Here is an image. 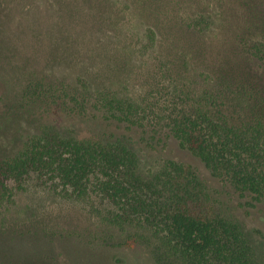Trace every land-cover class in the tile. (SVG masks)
Masks as SVG:
<instances>
[{
  "label": "rangeland",
  "instance_id": "rangeland-1",
  "mask_svg": "<svg viewBox=\"0 0 264 264\" xmlns=\"http://www.w3.org/2000/svg\"><path fill=\"white\" fill-rule=\"evenodd\" d=\"M263 44L264 0H0V156L17 151L42 121L87 128L46 113L40 103L21 105L20 89L43 77L49 87L87 80L93 92L142 99L156 88L161 63L168 62L169 85L175 81L205 94L226 91L225 80L232 83L224 108L245 118L234 107L240 102L234 92L244 85L250 107L264 108V53H250ZM168 141L167 148L143 151L144 168L169 156L200 168L216 202L242 222L258 263H264V204H252L176 139ZM52 184L33 174L16 202L0 204V264H123L129 231ZM95 236L101 244L92 243ZM141 255L159 264L147 249Z\"/></svg>",
  "mask_w": 264,
  "mask_h": 264
},
{
  "label": "trees",
  "instance_id": "trees-1",
  "mask_svg": "<svg viewBox=\"0 0 264 264\" xmlns=\"http://www.w3.org/2000/svg\"><path fill=\"white\" fill-rule=\"evenodd\" d=\"M250 53L263 55L264 44ZM159 69L156 88L142 99L93 92L87 80L49 87L43 77L21 88L22 106L40 103L46 113L88 126L64 129L42 121L17 151L0 156V204L16 202L37 174L129 231L122 251L132 255L123 264H149L141 258L146 249L159 264H259L242 222L216 202L200 168L170 156L144 168L143 151L167 148L174 138L214 177L252 204H264V108L250 107L252 96L240 84L234 92L241 102L234 107L245 115L240 118L224 108L232 83L222 84L227 92L220 87L198 94L164 82L172 78L168 62Z\"/></svg>",
  "mask_w": 264,
  "mask_h": 264
}]
</instances>
